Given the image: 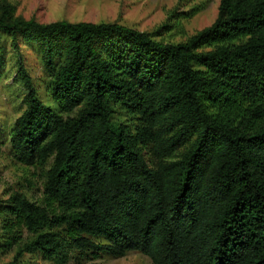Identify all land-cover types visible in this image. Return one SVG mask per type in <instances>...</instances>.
<instances>
[{
    "label": "trees",
    "instance_id": "trees-1",
    "mask_svg": "<svg viewBox=\"0 0 264 264\" xmlns=\"http://www.w3.org/2000/svg\"><path fill=\"white\" fill-rule=\"evenodd\" d=\"M12 11L2 0L0 48L16 53L25 107L8 149L47 165L43 198L16 191L4 204L9 230L36 235L3 264L65 248L264 264V0H219L214 20L178 41L118 21ZM22 47L38 53L53 103ZM115 106L128 118L115 119Z\"/></svg>",
    "mask_w": 264,
    "mask_h": 264
},
{
    "label": "rangeland",
    "instance_id": "rangeland-1",
    "mask_svg": "<svg viewBox=\"0 0 264 264\" xmlns=\"http://www.w3.org/2000/svg\"><path fill=\"white\" fill-rule=\"evenodd\" d=\"M15 16L47 22L57 19L70 21H118L141 30L155 33L165 40H182L209 25L217 15L219 0H5ZM2 0H0V3ZM179 20L174 15L186 11ZM183 15V14H182ZM179 23V25H178ZM5 47V48H3ZM0 49V264L11 260L23 249L36 232L27 228L9 230L8 213L4 204L13 192H22L31 200L43 198L44 170L47 164H26L8 149L7 133L15 118L24 109V90L16 78V53L6 43ZM23 61L39 88L43 100L53 103L43 87L46 73L35 50L22 47ZM114 118L124 120L128 115L115 106ZM7 132V133H6ZM20 264H153L138 250L123 255L102 254L89 258L76 250L65 248L50 258L39 251L23 250Z\"/></svg>",
    "mask_w": 264,
    "mask_h": 264
}]
</instances>
